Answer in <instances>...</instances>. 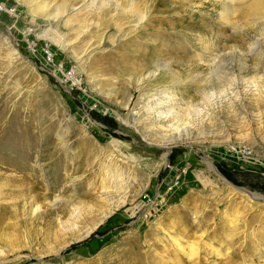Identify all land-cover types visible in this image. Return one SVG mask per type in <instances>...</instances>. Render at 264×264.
<instances>
[{
	"label": "rangeland",
	"instance_id": "1",
	"mask_svg": "<svg viewBox=\"0 0 264 264\" xmlns=\"http://www.w3.org/2000/svg\"><path fill=\"white\" fill-rule=\"evenodd\" d=\"M252 1L0 0V264H264Z\"/></svg>",
	"mask_w": 264,
	"mask_h": 264
},
{
	"label": "bare ground",
	"instance_id": "2",
	"mask_svg": "<svg viewBox=\"0 0 264 264\" xmlns=\"http://www.w3.org/2000/svg\"><path fill=\"white\" fill-rule=\"evenodd\" d=\"M240 1H244V0H223V2L227 5V6H229L230 7V5L231 4H233V5H235L237 2H240ZM247 1V0H246ZM241 3V2H240ZM232 6V5H231ZM234 7V6H233ZM251 7H253L254 9H255V11L257 12L256 13V15L255 16H257L256 18H259V19H263V22H264V16H261V17H259L260 15H264V14H262V13H264V0H253L252 1V3H251ZM232 8V7H231ZM234 9H236V7L234 8ZM252 10V9H251ZM254 12V11H253ZM263 17V18H262ZM255 20V19H254ZM260 21V20H259ZM262 22V21H261ZM260 22V23H261ZM257 23V22H256ZM259 24V23H258ZM261 25H263V24H261ZM263 59L264 58H262V61H263ZM153 108H155V107H152L150 104H148L147 105V108L146 109H144V111H151V110H154ZM157 108V107H156ZM162 110V109H161ZM156 111V113H160L159 114V116L158 117H160V115H161V111L160 110H155ZM152 112V111H151ZM136 114H138V113H136ZM139 114L141 115V113L139 112ZM163 140V139H162ZM172 141V140H171ZM170 140L169 141H165L164 142V146H169L170 144H172V142H171ZM166 158H167V154H166ZM207 160H209L208 158H207ZM209 164H210V160H209ZM211 168L212 169H216L215 168V166H213V165H211ZM116 188H117V190L118 191H123V189H125V188H123L122 187V185H118V186H116ZM117 190H115V191H117ZM243 191V190H242ZM105 192H107V191H105ZM108 192H110L109 190H108ZM127 192V191H126ZM250 195V194H249ZM255 198H257V197H260V196H258V195H253ZM115 206V205H114ZM118 207V206H117ZM111 212V211H110ZM110 212H108V213H110ZM101 220H103V219H101ZM97 225V224H96ZM96 225H94V226H92L91 227V229H95L96 228ZM73 226V225H72ZM89 232V231H88ZM177 242V245L179 246V247H182V250H185V248L183 247V245L180 243V242H178V241H176ZM189 245V244H188ZM196 245L194 244V242H193V244H190L189 245V253L188 254H191L190 256H192L193 254H194V251H195V249H196V247H195ZM177 248V247H176ZM193 250V254H192V251ZM175 253V252H174ZM176 253H178V252H176ZM195 254H196V252H195ZM174 259V258H173ZM165 261V260H164Z\"/></svg>",
	"mask_w": 264,
	"mask_h": 264
}]
</instances>
